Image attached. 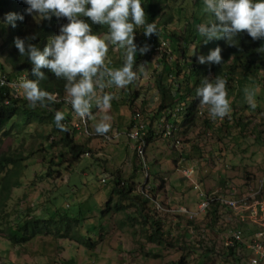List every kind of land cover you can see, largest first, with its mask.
I'll use <instances>...</instances> for the list:
<instances>
[{"label":"rangeland","instance_id":"374dc122","mask_svg":"<svg viewBox=\"0 0 264 264\" xmlns=\"http://www.w3.org/2000/svg\"><path fill=\"white\" fill-rule=\"evenodd\" d=\"M170 4L168 8L183 6L177 12L174 10L172 21L165 25L166 30L176 32L184 30L191 14L203 8V0H170ZM3 25L0 20V68L10 72L6 61L8 47L4 46L7 33L1 31ZM200 46V42L192 41L188 52L191 54L193 47L203 51ZM161 47L169 52L168 44L162 42ZM158 56L134 61L137 79L129 85L94 89L95 96L111 94L115 105L97 107L94 96L91 102L96 109L89 119L90 126L95 128L98 122L104 121L110 125L108 133L116 131L120 135L109 142L75 135L74 142L84 143L88 155L73 159L59 140L60 131H54L45 116L41 122L34 118L10 122L9 134L3 137L0 152L22 158L23 168L19 187L12 188L10 198L0 211V223H13L17 217H47L54 207L62 214L77 213L80 221L69 227L66 237L41 233L18 245L10 243L4 232L0 233V264H220L224 259L229 261L232 255L227 254L230 252L223 244L226 237L241 227L247 230L241 228L244 235L249 234V225L236 222L234 215L217 202L203 211H199L198 205L206 193L227 194L235 189L240 195H246L255 191L264 175V71L240 83L239 88L234 87L228 97L230 110L225 117L210 118L207 107L200 105L197 118L190 125L183 123L181 111L174 114L178 121L170 128V137H163L166 123L159 121L158 124L151 119L159 101L152 78L154 67H161L156 61ZM123 57V48L109 44L105 66L119 68ZM245 88L253 93L254 108L245 100ZM56 111L70 114L67 106ZM135 113L140 114L139 122L134 118ZM133 124L146 125L149 128L146 134L151 130V140L145 148V167L134 149L135 141L126 135ZM117 179L132 181V194L136 196L133 201H120L126 204L123 212L114 209L119 202L118 194L112 191L113 186H118ZM142 192L153 195L160 202V208L145 201ZM258 199H264V191ZM179 207L197 213L190 217L178 211ZM101 211L105 212L101 214ZM145 217L147 222L142 223ZM154 221L160 223V243L146 239L154 230ZM243 253L248 255L249 251ZM233 260L230 264L238 263Z\"/></svg>","mask_w":264,"mask_h":264},{"label":"trees","instance_id":"16d2710c","mask_svg":"<svg viewBox=\"0 0 264 264\" xmlns=\"http://www.w3.org/2000/svg\"><path fill=\"white\" fill-rule=\"evenodd\" d=\"M141 3V7L146 16V22L154 23L158 30L157 34H151L145 37L142 27L137 29L134 28V43L137 45V49L144 45H147L148 48L143 54L137 51L134 61L137 62L139 58L142 60V57L144 60H148L155 54H159L156 61L157 64H161V67H154L152 75L154 88L159 94L157 110L155 111L154 117L151 118L154 122L161 121L160 119H162L170 125H175L176 119L178 118L172 117L170 113H167V110H173L176 105H180L184 109L182 110L184 112L182 118L183 123L187 122L190 125L193 124L197 118V112L200 106L198 98L195 97V89L203 78H208L210 80L214 79L216 76L223 78L226 81L225 90L228 99L235 86L239 88L238 85H240V83L243 84L249 77H254L260 71H264V52L258 51V49L264 48V38L253 40L246 31L241 30L236 35L235 45H230L223 38H213L205 43L196 31V26L206 21L208 18L207 14L202 10L191 14L190 20L186 21L184 30L176 32L166 30L165 25L172 21V17L175 16L174 10L177 12V9L183 8V6L178 5L177 7V5H173L171 8H168L171 5L170 0H141ZM26 7L23 0H0V20L1 23L4 24L1 26V31L7 33L4 46L8 47L6 61L11 68L10 72H5V70H1L0 68V72L4 71L1 73L0 78L4 77L5 80L8 81L6 84H0V151L3 137L9 134L10 122L12 120L23 119L15 122L18 123L27 122L30 118H34L41 122L44 121L45 116L47 122L53 125V130L58 131L59 129L55 127L53 121L54 113L61 106H67L70 114L64 115V120L62 121L67 131L59 130L61 133L59 140L63 143V147L67 148L69 153L72 154L73 159H76L86 152V146L84 143L78 144L73 140L75 134L71 130L70 121L76 118L73 115L70 105L60 100L55 103L46 104L44 107H41L39 104L32 107L25 99L23 90H19L15 93L13 87L9 84V82L18 79L22 75L28 79H35L31 71V63L27 57H21L19 55L13 43L14 38L18 37L23 39L25 37L34 36L35 38L29 40V42L42 49L47 43L48 37L57 34L59 27L67 23L66 18L63 16H50L49 18L37 21L34 14L29 15L25 12ZM8 13L18 14L23 16V19H16L13 24V22L5 20V16ZM178 14L181 16L182 13ZM81 19L88 22L92 32L98 36L104 35L107 31L105 25H92L87 17H81ZM186 34L187 36H185ZM188 35L191 36V39L188 38ZM192 41H194V43L200 42L204 50L200 51L198 48L193 47L190 54L188 50ZM162 42L170 46L169 52H167L166 47H161ZM181 42L182 46L180 48L179 44ZM215 47L220 48V64H201L197 61V55H207V53ZM41 71L45 73V78L38 81V87L51 94H55L59 98H64L63 96L66 94L63 88V79L56 78L48 72L46 68H41ZM108 88H110V86H106L104 89ZM19 93H21V96ZM133 95H136V93ZM110 104L115 105V102L110 101ZM147 125H149V123H147ZM150 131L151 130H149V133L145 136L147 142L151 140L152 135ZM21 160L22 158L19 156H12L0 152V211L10 198L12 188L19 187L20 185L19 177L23 168ZM46 175H49V173H46ZM115 184L118 186H113L112 191L118 194L119 202L115 203L114 209L116 212H123L126 208V204H121L120 201H133V199L136 198V196L132 194L134 189L133 182H124L123 180L121 182L120 179H117L115 180ZM142 194L145 198L143 195L141 196L145 201H151L146 194L152 197L153 195H149L147 192H142ZM209 194H212V192ZM203 199H205V196H203L201 200ZM212 204H214V202ZM104 212L105 211H101V214ZM209 212L210 210H208V213ZM59 213L61 212L57 211L56 207H54L53 213L49 214L47 217L31 216L27 219L17 217L15 219L16 221L13 223L10 221L5 225L0 223V233L4 232L6 238L14 245L25 243L41 233H54L56 236L61 235V237H66L65 235L69 227L77 224L80 220L77 213L63 212V214L61 213L62 215ZM57 215H59L58 218ZM145 222H147L146 217L142 219V223ZM153 224L154 230L146 235V239L152 243H160L162 235L160 223L154 221ZM244 225L245 224H243V226ZM241 228L247 231L243 227ZM254 231L255 229L253 230L252 227H250L249 234L244 236L247 238ZM235 245L236 246L232 248L224 246L226 251L230 252L227 254L232 256H230L229 261L226 259L223 261L234 263V258L236 262L241 260L244 255L243 252L246 249L242 244L236 243Z\"/></svg>","mask_w":264,"mask_h":264},{"label":"clouds","instance_id":"9594fccd","mask_svg":"<svg viewBox=\"0 0 264 264\" xmlns=\"http://www.w3.org/2000/svg\"><path fill=\"white\" fill-rule=\"evenodd\" d=\"M23 2L27 6L25 12L29 15L34 14L37 21L50 16H63L67 20V23L59 27L57 34L48 37L42 49L29 42L35 38L34 36L14 38L15 48L21 57H27L35 77L25 78L19 82L25 99L32 107L37 104L44 107L46 104L56 102L51 93L38 87V81L45 78L41 68H46L56 78L63 79L65 102L82 119L90 114L92 106L90 101L95 96L94 88L103 90L106 86L113 85L116 88H123L137 79V73L133 70L135 56L137 51L143 54L148 48L144 45L137 49L134 43V28L142 27L145 37L157 34L158 31L154 23L146 22L141 0H23ZM202 11L208 18L196 26V31L205 43L213 38H223L230 45H235L236 35L241 30L246 31L253 40L264 38V0H203ZM81 17H87L92 25H105L107 31L103 36L96 35L92 32L90 24ZM16 19H23V16L15 13H8L5 16V20L13 24ZM109 44L124 49L123 62L119 68L105 66L104 58ZM258 51L264 52V48ZM197 61L201 64H220V48L211 49L207 55H197ZM225 85L226 81L216 76L212 80L203 78L195 89L198 103L207 107L210 118H223L229 113L230 102L227 99ZM244 97L249 106L254 108L252 91L245 88ZM113 98L111 94L95 96L96 106L107 108ZM177 106L181 107L180 105L175 107ZM181 108L177 114L184 110ZM95 109L93 108V112ZM169 111L173 110H167V113ZM63 120L64 113L55 111L53 116L55 127L60 131H67ZM109 127L108 123L100 121L95 125V132L105 134ZM132 127L133 125L130 129ZM144 129L146 136L149 128L144 125ZM145 143L146 145L149 143L146 138Z\"/></svg>","mask_w":264,"mask_h":264},{"label":"built area","instance_id":"2783aa9c","mask_svg":"<svg viewBox=\"0 0 264 264\" xmlns=\"http://www.w3.org/2000/svg\"><path fill=\"white\" fill-rule=\"evenodd\" d=\"M25 79L24 76H20L18 79L9 82V84L13 87L15 93L19 90H23L19 87V82ZM8 81L5 80L4 77L0 78V84H6ZM55 98L56 95L52 94ZM61 100L65 101V97ZM91 103V101H90ZM92 104V103H91ZM182 108L177 106L173 109V111H169L171 116H174L175 113L180 111ZM93 112V108H90V114L87 118H80L74 112L73 115L76 118L75 120L70 121V127L72 132L76 135H82L87 138H99L104 142H109L115 137H119L120 132L113 131L111 133L105 134H97L95 132V128H91L89 124V119ZM139 113H135V119L139 122ZM163 121L162 119H160ZM164 122V121H163ZM165 129L162 132L163 137H170V132L172 130L170 128L171 125L165 122ZM126 135L129 139L135 141V150L137 156L144 163L145 156V129L142 124H133V128L126 132ZM175 143H179L176 141ZM177 146V145H175ZM88 155V152L84 153ZM145 166V164H144ZM187 178H190L189 174L184 173ZM264 189V175L260 178L258 182L257 189L252 191L246 195H240L238 192L233 189L231 192L227 194H207L205 199L200 202L198 205L199 211H203L205 208L208 209L210 204L213 202H217L221 206H224L232 213L236 219V222L240 224L249 225L250 227H255V231L252 232L247 238L244 236L241 228H236L233 230L225 239L224 246L225 247H235L236 243L242 244L246 250L249 251L248 255H243L241 260L238 261L237 264H263L264 262V199H258V196H261ZM152 202L157 204V207L160 208V202L155 200L154 197L148 196ZM178 211L181 213L189 214L190 217H193L197 212L193 213L184 207H179ZM220 264H230L225 261H221Z\"/></svg>","mask_w":264,"mask_h":264},{"label":"bare ground","instance_id":"6f19581e","mask_svg":"<svg viewBox=\"0 0 264 264\" xmlns=\"http://www.w3.org/2000/svg\"><path fill=\"white\" fill-rule=\"evenodd\" d=\"M63 97H65V96H63ZM61 99H62V97L59 98L58 96H56L55 101L57 102V101H60ZM91 105H92V104H91Z\"/></svg>","mask_w":264,"mask_h":264},{"label":"crops","instance_id":"0c3cea01","mask_svg":"<svg viewBox=\"0 0 264 264\" xmlns=\"http://www.w3.org/2000/svg\"><path fill=\"white\" fill-rule=\"evenodd\" d=\"M94 106L92 105V108H93ZM156 122H159V121H156Z\"/></svg>","mask_w":264,"mask_h":264}]
</instances>
